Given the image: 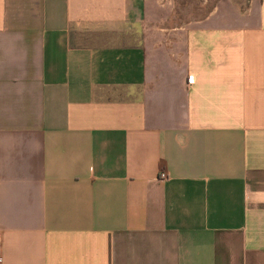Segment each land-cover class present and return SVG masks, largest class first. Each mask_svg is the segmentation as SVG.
Instances as JSON below:
<instances>
[{
    "label": "crops",
    "instance_id": "crops-1",
    "mask_svg": "<svg viewBox=\"0 0 264 264\" xmlns=\"http://www.w3.org/2000/svg\"><path fill=\"white\" fill-rule=\"evenodd\" d=\"M0 264H264V0H0Z\"/></svg>",
    "mask_w": 264,
    "mask_h": 264
},
{
    "label": "built area",
    "instance_id": "built-area-1",
    "mask_svg": "<svg viewBox=\"0 0 264 264\" xmlns=\"http://www.w3.org/2000/svg\"><path fill=\"white\" fill-rule=\"evenodd\" d=\"M162 176H166L164 173H162Z\"/></svg>",
    "mask_w": 264,
    "mask_h": 264
}]
</instances>
